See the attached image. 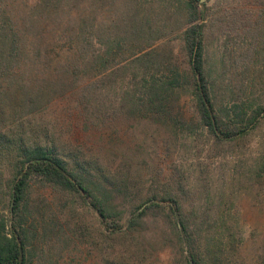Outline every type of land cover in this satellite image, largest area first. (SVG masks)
Returning <instances> with one entry per match:
<instances>
[{"label": "rangeland", "instance_id": "1", "mask_svg": "<svg viewBox=\"0 0 264 264\" xmlns=\"http://www.w3.org/2000/svg\"><path fill=\"white\" fill-rule=\"evenodd\" d=\"M215 1L203 4L217 107L260 105L264 81L255 76L264 69L253 67L252 55L264 50L253 37L264 0ZM177 3L51 0L45 10L39 0H16L11 12L26 54L22 70L10 79L19 91L6 105L7 128L15 134L28 127L45 132L59 155L86 171L129 177L131 195L116 200L121 210L152 195L160 200L176 194L202 264H210L213 255L216 264H264V118L246 136L220 142L199 123L190 92L175 93L172 120L156 123L144 116L138 92L128 85L138 58L152 50L157 52L151 56H167L162 42L175 44L182 23L173 15ZM173 54L185 69L183 52L176 47ZM37 78L48 93L31 105L25 90ZM88 84L94 86L85 93ZM6 194L0 186V217L7 216ZM29 202L27 226L38 236L45 229L35 264L112 262L89 206L39 181ZM174 219L167 208L150 213L147 229L134 235L135 245L130 238L116 243L115 264H185L188 246L181 251Z\"/></svg>", "mask_w": 264, "mask_h": 264}, {"label": "trees", "instance_id": "2", "mask_svg": "<svg viewBox=\"0 0 264 264\" xmlns=\"http://www.w3.org/2000/svg\"><path fill=\"white\" fill-rule=\"evenodd\" d=\"M15 1L0 0V186L7 189V197L4 198L7 216L0 217V264H35V251L43 243L45 235V229L38 236L34 233L35 229L27 226L31 188L36 181L68 193L89 206L99 220L101 236L110 247L112 262L107 261L106 264H115L119 260L114 254L119 240L123 243L130 238L131 244L135 245L134 235L147 229L149 214L165 211L166 208L175 217L173 230L181 251H184L183 245L188 246L187 256H183L185 264H202L199 254L191 245L193 240L189 231V219L183 214L176 194L167 193L160 200L157 195H152L129 210H121L116 205V200L126 199L131 195L128 191L129 177L117 178L111 174L86 171L78 163L70 164L59 155L55 144L45 140V132H37V129L33 131L28 127L15 134L7 128L4 117L5 109L8 108L6 105L13 102L19 91L10 79L22 70L19 68L20 62L26 54L24 35L11 12ZM39 1L43 9L50 8L51 0ZM177 1L173 15L182 18V23L173 38L175 44H170V41L162 42L163 48L168 49L167 56H151L157 52L152 50L138 58L136 61L139 67L133 70L131 78L127 80L128 85L138 92L139 106L144 116L156 123L172 120L169 117L175 110L173 96L179 90H185L190 92L199 123L216 140L222 142L246 136L264 118V94H260L262 104L255 107L236 103L227 108L217 107L215 81L211 78L207 61L206 37L210 24L206 15L208 9L200 0ZM215 4H221V0H216ZM261 16L262 21L257 23L258 32L253 37L257 39V45L264 46V11ZM213 26L214 22L211 23V27ZM176 47L185 56V69H181L173 60ZM253 53V67L263 70L264 50ZM159 72L163 75L160 78L156 76ZM164 72L167 76H164ZM255 79L264 81V72L256 75ZM37 80L38 78L26 90L22 86L27 103L31 105L46 98L48 93L47 87L43 83L37 84ZM93 86L94 84H88L83 91L90 92ZM209 258L210 264H216L214 255ZM122 262L123 260L116 264H123Z\"/></svg>", "mask_w": 264, "mask_h": 264}, {"label": "water", "instance_id": "3", "mask_svg": "<svg viewBox=\"0 0 264 264\" xmlns=\"http://www.w3.org/2000/svg\"><path fill=\"white\" fill-rule=\"evenodd\" d=\"M200 2H201V3H203V2H204V0H200Z\"/></svg>", "mask_w": 264, "mask_h": 264}]
</instances>
